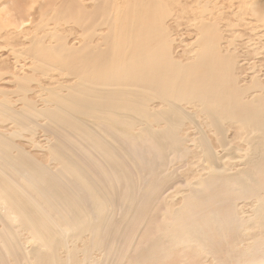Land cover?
Wrapping results in <instances>:
<instances>
[{"label": "bare ground", "instance_id": "1", "mask_svg": "<svg viewBox=\"0 0 264 264\" xmlns=\"http://www.w3.org/2000/svg\"><path fill=\"white\" fill-rule=\"evenodd\" d=\"M66 1L61 3L67 5ZM93 1L91 6L104 19L90 23L96 28L90 30L80 22L83 18L73 15L75 23L79 20L80 33L71 43L66 36L76 35L74 31L65 36L66 30L63 34L47 29L43 35L31 30L33 8L23 10L27 19L20 14L18 22L12 19L5 25L0 21V31L8 28L0 33V49L24 56L23 67L33 65V73L13 75V80H37L30 75L36 67L54 80L50 87L40 84L46 98L40 90L38 100L23 94L20 109L9 100L0 101V118L14 123L13 131L0 132V264H64L74 257L75 249L86 255L84 245L76 247L83 235L89 237L90 245L101 247L100 243L108 242L110 250L120 239L126 248V240L135 238L133 228L140 231L138 224L149 225L143 227L152 235L135 256L131 252L142 262L163 259L181 248L218 259L217 264H227L225 257L229 264H264V87L251 96V86L239 84L233 73L237 60L223 53L218 22L204 21L201 16L194 24L192 17L197 36L189 60L183 62L168 54L175 38L162 22L173 13L163 0H144L130 11L123 7L118 23L117 17L109 18L107 3L100 12V3ZM46 7L50 6H43L37 15L43 17ZM91 13L95 21L98 12ZM39 18L42 23L44 18ZM18 35L26 47L17 46ZM49 68L68 76L67 82L73 84H64L60 75L50 76ZM19 83L18 91L28 88L24 81V85ZM229 124H235L241 135L245 133L241 137L244 148H232ZM187 125L197 136H179ZM37 126L44 143L34 139ZM16 137L28 139L39 154L18 145ZM228 144L231 151H226ZM237 150L244 155L234 157ZM187 156L201 159L206 175L196 182L177 183L185 187L173 189L171 199L179 196L178 206L174 211L165 206L154 215L151 200L159 199L165 188L161 174L173 160ZM231 159L240 167L234 169ZM245 200L252 210L247 218L236 211ZM117 213L120 218L115 217ZM252 229L259 233L250 237V243L233 244L240 233ZM23 231L28 234L22 245ZM223 242L225 247L219 250ZM125 248L116 249L117 254H128ZM62 250L66 251L64 260L59 258ZM179 253L183 256L186 251Z\"/></svg>", "mask_w": 264, "mask_h": 264}, {"label": "rangeland", "instance_id": "2", "mask_svg": "<svg viewBox=\"0 0 264 264\" xmlns=\"http://www.w3.org/2000/svg\"><path fill=\"white\" fill-rule=\"evenodd\" d=\"M61 1L62 0H36V1H34V0H0V18H1L0 21L1 20L5 21V25L8 22V20H12V19H16V22H18L17 18H19L20 14L23 18L27 19L28 16L26 17V13L23 10L25 9L27 11V10H30V8H33L35 16H32V18L29 19V21L31 22V26H30L31 30H32V28H33V30L34 29L37 30V32L40 30V33L39 32L38 33L41 35H43L42 34L43 32L45 34L46 32H48V30L50 31V29H55V30H57L58 33H60L59 32L60 30H61V33H63L62 32L63 30H66V31H64V33H66V34L63 33L65 36L68 33H71L70 31H72V32L74 31L73 33H76V35L75 34L72 35V33H71L70 35L68 34L69 37H68V35L66 36L67 38L65 37L66 40H68L71 43V42L75 41L74 39L76 37H79V36H77V34L80 33V31L78 29L79 27L77 26V24H80L79 20H77L78 22L75 23L74 19L75 18L78 19V16H80L79 19L83 18L82 21H84V20H86V17L88 16V17H90L89 18L90 20L91 19L94 20L91 12L93 11V13H94V10H96L98 12L97 13V15H98L99 11H98V9H94V7L91 6L94 3L93 0H80L81 3H79V0H76V1H78L77 3H79V5L81 6L80 7L81 9L79 8V5H77L76 1L73 2L74 0H70V3H69V0H67V1L65 0L67 2V5L66 4L63 5L62 3L64 1L62 3H61ZM131 1L132 2H129L128 0H109V1L98 0V2L100 3L98 5H100L99 9L101 12L102 9H104V3H107L111 9V16H109V18L113 19V17L114 18L117 17V23H118V17L124 16V14L120 15L122 13L121 11L124 10L123 7L126 6L128 9L130 8L132 10V8L135 4H140V3L145 2L144 0H140V1L139 0H131ZM135 1H137V2L135 3ZM146 1H148V0H146ZM163 1L166 4V6H168V8L170 7L169 9L173 13L172 16H170L168 19H165L162 22L163 23L162 25L167 28V31H169V32L171 31V33L168 32V34L171 37L173 36L175 38L172 43L170 42V49L168 50V54L172 55V58L182 59L183 62H186L189 60V57L191 56V49H192L194 42H195V36H197V34L195 33L193 25L200 21L199 19L201 16L204 17V21H209V22L210 21H216V22H218L217 25L221 31L220 37H221L222 42L220 41V45H222L221 47H223V49H224L223 53L227 52V54L234 56L237 60L235 65H234V68H233V73L235 72L234 75L239 78V80H238L239 84H245V85L251 86V88L249 89V93L251 94V96H256L257 94H259L258 87H261V88L264 87V44L262 45V43L264 42L263 41L264 40V23L262 22L264 20V0H167V2H165L166 0H163ZM204 1H206V2H204ZM71 2H72V5H71ZM82 3H84V7L81 5ZM38 4H41V5H39L40 9H42L41 11H40V9H38L39 8ZM85 4L88 5L89 7H86ZM204 4H206V6H202L203 8L200 9V6L204 5ZM29 5L30 6L34 5V6L30 7ZM46 5L50 6V7H46V8H48V11L45 8L46 11H45V13H43L44 16L47 15L46 18L44 16L42 17L41 16L42 14L41 15L38 14L39 15L38 16L37 13L39 11L40 12L44 11L42 7L46 6ZM58 5H59V7H56ZM61 5H62V7L65 5L66 6H65V8L64 7L62 8ZM70 6L76 8V9L71 10ZM26 7L28 9H26ZM67 7H69V8H67ZM205 7H206V9H205ZM4 8H5V11H4ZM17 8H19L18 9L19 11L17 10ZM20 8H22V9H20ZM77 8H78V10H77ZM82 8H84V9H82ZM145 8H142V11L144 13L146 11ZM185 8H186V10H185ZM130 9H129V11H130ZM57 10L60 12H58ZM76 10H77V13H76ZM200 10H202V11L205 10V13L204 12L201 13L202 11H200ZM22 11H23V13H21ZM50 11H51V13L52 12L53 13L51 14ZM69 11H73V12H71V14H70ZM78 11L80 12V14H78ZM83 11H85V12H83ZM89 11H90L91 15H90ZM46 12H48L49 14H47ZM66 12L69 13L68 14L69 20L66 19L68 17ZM65 13H66V15H65ZM83 13L86 16L85 19H84ZM112 13H114V14H112ZM75 14H77L78 16L77 15L75 16ZM73 15L75 16V18ZM97 15L94 14L95 21H93V20L89 21V19L87 17L86 21L88 22L89 26H88V24H85V21H84V24L82 21H80V22L82 23V25L86 26L85 28H90V30L96 29V28H93L94 25L96 24V21L99 20V23H100L101 19H104L103 15H98L100 18ZM181 15H182V17H181ZM48 16H50V20H48V18H49ZM52 16H54V18H55L54 20H52L53 19ZM57 16L61 17V18L58 19ZM176 16H178V18ZM39 17H41L42 19L44 18L42 23H41V20ZM70 17H73V18L70 19ZM192 17H194L193 18L194 20L192 19ZM39 21L41 23L40 25L38 23ZM47 21H49V22H47ZM93 22H94V25L91 26L90 23H93ZM167 22L169 24H167ZM233 22H235L236 25H234ZM48 23H49V25H48ZM32 24H34L33 25L34 27L32 26ZM61 24H62V26H59ZM68 24H71L74 26V27H72L70 25V27H72V30L70 29ZM178 24H179V26H178ZM41 25H44L42 27L43 28L42 31H41L42 28L40 29ZM226 25L228 27H226ZM229 25H231V28ZM96 27H97V25H96ZM58 28H60V29H58ZM75 28H76V30H74ZM99 28L102 30V29H104V26L100 25ZM257 28H258V30H257ZM6 29H8V28L5 27V30ZM45 29L46 30L48 29V30L45 31ZM5 30H1L2 33H1V31H0V33L1 34L5 33ZM78 31H79V33H77ZM253 31H255V32H253ZM16 37L17 36H15L14 40H16V42L18 43V44L16 43L17 46H21V45H23L24 47L27 46V44H24L22 41V40H24L23 37L21 38L19 36L20 39H19V37L18 38H16ZM258 37L261 38L260 41H258L259 40V39H257ZM95 41H96V39H95ZM255 41H257V42H255ZM19 42H21V43H19ZM254 45L255 46L257 45V46L254 47ZM10 52H11V50H8L5 48L0 49V54L4 53L3 55H0V101L3 102L5 99L9 100L11 103L10 104L11 106H14V108H16V109H20L21 104L19 102V99L23 96V94L25 97H29L32 100H35V99L38 100V98L36 97V94H37V91L40 90L42 92L43 97L46 98V96H45L46 92L42 91L40 84L47 86V87H50V85H54L53 84L54 80L50 79L46 75H42L43 73L41 72L40 67L37 68L34 65L36 67V69H35L36 71L34 72V74H30V75H36V77H38L37 80L33 81L30 78L26 77V79L24 78L22 80V82L20 81L21 79L20 80L15 79V81H14L13 75L20 76V75H23L24 73H27V74H29L30 72L33 73V70L31 69L33 67H30L33 65L29 64V65H24V67H23L21 64H23L25 61V59L22 58L24 56H18L19 54H17L16 52H11V53ZM17 61H18V63L19 62H21V63L18 64ZM11 63H15V64H11ZM21 67H23L24 69ZM16 68H17V70H16ZM2 70H3V72H2ZM25 70H27V72ZM49 70L51 71L50 76L52 74H54V75H60L62 77V74H60V72L58 70H52V68H49ZM44 76H45V78H44ZM67 77L68 76L64 75L62 77L61 81L64 84L65 83L68 84L69 82L71 84L72 80L67 82ZM27 78L30 80H28ZM48 80H50V82ZM23 81H24L25 85H24ZM19 82L21 84H23L24 86H26V84H27L28 88L26 90L21 89L20 91H18V83ZM49 83H51V84L49 85ZM63 92H66V91H63ZM31 93H33L34 95H32ZM245 99H248V97H245ZM42 103L43 102H41L40 105ZM154 104L157 105L158 103L157 104L154 103ZM40 122L42 123L44 121H40ZM38 127L39 126H37V129L35 131L34 139L41 141V143H44L43 142V137H44L43 131ZM184 128L185 127H182L180 129L181 131L179 133V136H180V134L182 137H188L189 136L191 138H194L195 136H197L196 130L194 128L189 127L188 125H187V128H189V129H187V128L184 129ZM182 129H184V130H182ZM13 130H14V123L9 122V121L5 122L2 118H0V132H3V133L5 131L11 132ZM185 130L188 132H185ZM189 130H190V133H189ZM244 134L245 133H243L242 135L240 134V131L236 127L235 124H229L227 136H229V141L231 138L232 148L233 147L236 149H238V147L244 148L245 145H244V143L241 142V137L244 136ZM15 142L18 145L24 147L25 149L31 150L32 153L36 152L35 154H39L37 151H35L34 147L32 148V145H34V144L31 143L28 139L23 138V137H16ZM232 148L228 144L226 151H231ZM219 152L221 155L224 153L223 151H220V150H219ZM241 154L244 155L242 152L237 150V151H234L233 156L235 157V156L241 155ZM38 157L40 158V159L38 158L39 160L44 159V158H41L40 156H38ZM44 161L46 162L45 159H44ZM44 161H42V162H44ZM226 161H228V159H226ZM229 162L234 163V165L236 167L234 169H237L240 167V166H238L236 159H231V160H229ZM202 164L203 163H202L201 159L196 160V158H194L192 156L178 157L177 159L173 160L165 168L166 171L164 170V172L161 174V176L163 178H165V179H163L161 177L162 180L164 181L162 184V187L163 188L165 187V188L163 189L162 195H160L158 197L159 199H156L154 197L151 200V201H153V203H155V205L153 206V210L150 208V211H152V213L154 215H158V214H161L163 212V207H165V206L171 208L172 209L171 211H174L175 208L178 206V202L180 200V197L178 196L175 199H171V196L173 195V192H174L173 189H184L185 187L177 186L176 184L178 183V185H179V182H183V183H185V182H196L199 178H202V175H206L205 170H202L203 169ZM173 181H175L176 183L172 184ZM164 184H165V186H163ZM250 205H251V203L248 200H245L241 203L239 202L237 204L236 211L239 214L243 215L245 218H247L252 214V210L250 209ZM144 212L149 213V210H147V211L145 210ZM119 216H120L119 213H117V216L115 215L116 218ZM143 226L146 227L149 225L138 224V227H140L139 232L135 231L136 228H133V230H132V228L130 227L131 230L133 231V235H134L133 237H135V238L132 240L129 239L128 241L126 240V243H127L126 248H128V251H125L127 249L124 247L125 248L124 252H127L128 254H124V255L120 254L123 256H120L117 254L116 249L121 250V252L124 249L123 245L121 243L124 241H119L120 239H117L119 244H117V242L114 243L115 249L110 248V250H108L109 248L106 247L109 244L108 242H106L107 244H105V242H104L103 245H102V243H100L101 247H98L99 245L95 246L94 244L90 245V242L88 241L89 237L87 235H83V237L77 243L76 242L75 243H76L77 248H82L84 245V247L86 249V255L84 256L81 252H78L75 249V252H72V253H75L74 257L70 258L67 262L63 261V263L64 264H112V262L115 261L116 257H118V259H116L117 264L118 263L119 264H217L218 263V259H214L210 256H205V255L197 256V255H194L189 250H182L181 248H179V249L175 248V250L173 249L172 250L173 254L171 252L169 255H167L163 259L160 257H154L155 259L154 258H151V259L146 258V261L144 259V262H142L141 259H135L131 255L134 254V256H135V253H136L135 251H137V249L142 247V245L146 244L147 239L152 237V235H150L151 232L146 231ZM132 227H137V225L136 226L134 225ZM247 227H252V226L247 225ZM255 227H263V226L257 225ZM14 228H18V227H14ZM25 230H27V229H25ZM134 232H136L137 234L136 233L134 234ZM257 232L259 233L258 230L252 229V230H250L249 233H240V235H238V237L233 242V244L234 245L236 243L238 245L248 244L252 241V239L250 237L254 236ZM18 234L19 233H17V235ZM20 234L21 235L19 237L21 239V244L23 245V243H24L23 236L27 235L28 233L23 231V234L22 233H20ZM97 243H99V242L97 241ZM118 245H120V246L117 247ZM89 246L93 247V249L90 248ZM28 247H30V246H28ZM221 247L222 248H219V250H222L225 247L224 242L221 243ZM176 251H178V253L186 251V253L185 254L183 253V256H182V255H179L182 253L176 254ZM65 252H66L65 250H62L60 253L61 257H59V258H61L62 260H64V258H65L64 257ZM223 259H224L223 263H227V264L230 263V261L227 260L226 257ZM119 260H120V262H118ZM121 260H122V262H121ZM139 260H141V262ZM150 260H152V261L150 262ZM115 262H113V264Z\"/></svg>", "mask_w": 264, "mask_h": 264}]
</instances>
